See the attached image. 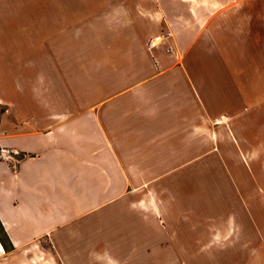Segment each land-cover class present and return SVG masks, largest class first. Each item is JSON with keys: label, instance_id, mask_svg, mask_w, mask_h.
Here are the masks:
<instances>
[{"label": "crops", "instance_id": "0c3cea01", "mask_svg": "<svg viewBox=\"0 0 264 264\" xmlns=\"http://www.w3.org/2000/svg\"><path fill=\"white\" fill-rule=\"evenodd\" d=\"M262 102L264 0H0V146L25 154L0 163V264H211L189 205L212 183L147 170L211 167L184 154L212 119L242 151Z\"/></svg>", "mask_w": 264, "mask_h": 264}, {"label": "rangeland", "instance_id": "374dc122", "mask_svg": "<svg viewBox=\"0 0 264 264\" xmlns=\"http://www.w3.org/2000/svg\"><path fill=\"white\" fill-rule=\"evenodd\" d=\"M2 111L3 108L0 106V115ZM257 114L260 117L264 115V102L258 105ZM256 122L251 120L250 117L238 122L239 129L248 134L242 138L245 144L242 151L220 153L217 146L219 139L217 127L220 123L212 119L209 125L211 130L210 150L208 151V145H202L203 141L205 144L208 141L200 133L195 137V152L184 154L193 156L195 161H206L211 167L147 170L148 176H154V173L161 171L164 177L182 176L193 178L194 182L198 183L194 186L196 191L198 187L201 189V183L206 181L212 183L211 187L215 188L209 195L207 192L201 191L196 193L195 201L192 205H189L190 209H210L212 214L209 218L195 216L196 231L198 230L197 232H200L199 235L201 236L203 230L205 233L210 232L211 241L210 248L206 246L205 248L195 249L196 260L205 258L210 260L211 264H264V132L261 131L263 127L256 126ZM252 129L256 132L259 131V139L250 136L253 132ZM12 150L14 149L0 146V163L6 162L12 169H16L22 158L14 157ZM225 178L227 180L236 179L241 182L244 194H250L253 191L252 193L257 192V195H248L243 200L234 199V197L226 201L216 199L217 188H219L217 183ZM251 181L253 186L250 184ZM171 187L168 184L147 185L150 200L147 202L148 208H156V203L161 204L160 200L154 202L156 198L162 196L166 200V193L169 192L167 190ZM156 194L159 197H156ZM163 203H166V201H163ZM174 203L173 207L181 208V201L176 200ZM215 210L216 213H214ZM198 221L200 222L198 223ZM152 229L148 227V232H152L154 230ZM201 241H203V238H201Z\"/></svg>", "mask_w": 264, "mask_h": 264}, {"label": "trees", "instance_id": "16d2710c", "mask_svg": "<svg viewBox=\"0 0 264 264\" xmlns=\"http://www.w3.org/2000/svg\"><path fill=\"white\" fill-rule=\"evenodd\" d=\"M24 155H25L24 153L19 152V154H18L17 157L18 158H23ZM0 241H1V243H2V245H3V247L5 249H8L9 248V245H8V242H7V238H6V235L4 233V230H3L2 226H1V224H0Z\"/></svg>", "mask_w": 264, "mask_h": 264}, {"label": "built area", "instance_id": "2783aa9c", "mask_svg": "<svg viewBox=\"0 0 264 264\" xmlns=\"http://www.w3.org/2000/svg\"><path fill=\"white\" fill-rule=\"evenodd\" d=\"M18 154H19V152L12 150V155H13L14 157L18 158V157H17Z\"/></svg>", "mask_w": 264, "mask_h": 264}]
</instances>
